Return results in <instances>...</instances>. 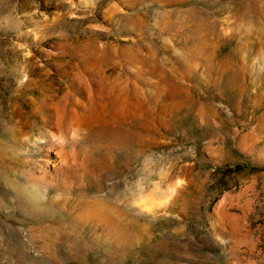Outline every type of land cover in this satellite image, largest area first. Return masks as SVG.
I'll use <instances>...</instances> for the list:
<instances>
[{
  "label": "rangeland",
  "instance_id": "rangeland-1",
  "mask_svg": "<svg viewBox=\"0 0 264 264\" xmlns=\"http://www.w3.org/2000/svg\"><path fill=\"white\" fill-rule=\"evenodd\" d=\"M0 264H264V0H0Z\"/></svg>",
  "mask_w": 264,
  "mask_h": 264
},
{
  "label": "bare ground",
  "instance_id": "bare-ground-1",
  "mask_svg": "<svg viewBox=\"0 0 264 264\" xmlns=\"http://www.w3.org/2000/svg\"><path fill=\"white\" fill-rule=\"evenodd\" d=\"M103 80V79H102ZM115 86V85H114ZM107 92V91H106ZM107 94V93H106ZM103 98H105V97H103ZM101 100H102V98H101ZM70 108V107H69ZM91 108V110L93 109L94 110V115L92 116V118H91V121H93V122H96L97 124L98 123H100V127H99V129H98V132H96V135H95V137H96V139L97 138H102L103 136H105V135H109L110 137H111V140L113 141V140H120L122 137H123V132H120V131H118L117 130V127H118V116H119V113L122 111V108L123 107H90ZM98 108H103V110L101 111L102 112V114H100V113H98ZM71 109V108H70ZM74 109V108H73ZM73 109H71L70 111H72L73 112V116H69L68 117V120H67V122H64L65 123V125L63 124V122H62V124L64 125V128L63 129H65V131H66V133L68 132H75V130H78L79 128H77V126H78V124L76 125V123H77V118L75 119L74 118V114L77 116V114L75 113V110H73ZM90 110V109H89ZM98 110V111H97ZM66 111V110H65ZM68 111H66V113H67ZM65 113V114H66ZM53 117V116H52ZM50 118V117H49ZM64 119H65V117H64ZM66 119H67V117H66ZM77 120L76 122H74L73 120ZM74 122V123H73ZM89 124H90V122L89 121H87ZM78 123H79V121H78ZM133 124V123H132ZM61 125V124H60ZM60 125L57 127V130L59 129V127H60ZM62 127V126H61ZM77 128V129H76ZM62 131V130H61ZM60 130H58V132H61ZM63 132V131H62ZM81 132V131H80ZM63 134V133H62ZM60 135V134H59ZM63 136V135H62ZM69 136V135H68ZM49 138H48V140L46 139V141H44V143H49V145H51V147L52 146H55L54 145V142L57 140V134L56 133H54V132H50L49 133V136H48ZM50 137L53 139V140H51L50 139ZM109 138V137H108ZM60 140V139H59ZM58 141V140H57ZM95 141V140H94ZM85 142V141H84ZM43 143V142H42ZM66 143V142H65ZM93 143V142H92ZM48 145V144H47ZM69 145V144H68ZM70 145H71V143H70ZM73 146H74V143H73ZM46 147V146H45ZM69 147V146H68ZM87 159V158H86ZM91 159V158H90ZM88 162H89V160H88ZM87 164V163H86ZM90 164V163H89ZM35 166V165H34ZM87 166V165H86ZM88 168V167H87ZM90 171V170H89ZM97 172V171H96ZM43 174V173H42ZM96 177V176H95ZM44 180H46V176H45V174H43V177L42 178H38V180L37 181H43L44 182ZM108 198V197H107ZM102 201V200H101ZM85 202V201H84ZM87 202V201H86ZM103 202V201H102ZM86 207H89L88 209L86 208V211L84 212L85 214H87V217H91V216H94V212H95V210L97 209V208H99V206H98V204H96V203H93V202H89V205L88 206H86ZM95 208V209H94ZM103 209L102 210H105V208L104 207H102ZM85 210V209H84ZM99 211V210H98ZM105 213H106V211H104ZM102 214V213H101ZM107 214V213H106ZM91 215V216H90ZM109 215V214H108ZM110 216V215H109ZM108 216V217H109ZM106 217V216H105ZM100 220V219H99ZM115 220V219H114ZM104 222H105V220H103ZM111 221V220H110ZM103 223V222H102ZM119 223V222H118ZM106 224H108V223H106ZM112 226V225H111ZM120 226V225H119ZM117 230V229H116ZM116 233H118V234H120L118 231L116 232ZM115 232H114V234H116Z\"/></svg>",
  "mask_w": 264,
  "mask_h": 264
}]
</instances>
